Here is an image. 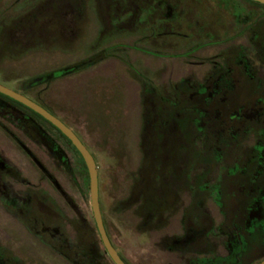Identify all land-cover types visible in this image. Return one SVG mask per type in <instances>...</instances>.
Segmentation results:
<instances>
[{"label":"rangeland","instance_id":"rangeland-1","mask_svg":"<svg viewBox=\"0 0 264 264\" xmlns=\"http://www.w3.org/2000/svg\"><path fill=\"white\" fill-rule=\"evenodd\" d=\"M172 3L181 9L183 0ZM98 5L127 11L98 16L95 0H0V83L55 114L90 150L105 229L123 258L130 264H187L186 256L192 253L161 245L158 233L139 224L140 218L131 209L120 210L117 200L127 190L132 164L124 160L135 150L140 76L164 89L169 78L184 73L189 57H201L217 47L206 46L186 55L195 39L187 43L183 37L182 15L170 22L178 32L164 36L163 29L156 40L151 36L150 19L134 16L133 7H125L130 2L101 0ZM251 7L264 11V5ZM222 18L218 28L222 35L236 29L232 17ZM110 19L114 21L111 25ZM104 26L111 32L102 34ZM54 33L60 38L49 41ZM99 48L108 57L24 86L25 80L45 77ZM0 101V164L9 168L0 174V264H114L94 227L87 174L78 154L48 123L17 103L4 102L1 97ZM21 114L30 122L36 120L57 140L68 156V166L56 160L42 139L31 136ZM21 147L40 160L49 176L41 173Z\"/></svg>","mask_w":264,"mask_h":264},{"label":"flooded vegetation","instance_id":"flooded-vegetation-1","mask_svg":"<svg viewBox=\"0 0 264 264\" xmlns=\"http://www.w3.org/2000/svg\"><path fill=\"white\" fill-rule=\"evenodd\" d=\"M254 4L264 5L254 0H183L176 10L172 0H149L130 10L134 16H152L151 36L156 40L163 29L164 36L178 32L170 22L182 15L183 37L187 43L195 39L186 55L217 47L189 57L184 73L170 76L164 89L140 76L135 150L124 160L132 164L127 190L117 200L120 210L131 209L139 224L158 233L161 245L192 253L186 256L187 264H257L264 259V11L256 12ZM122 11L110 6L98 10L102 17ZM223 15L236 25L225 35L218 31ZM110 29L104 26L101 33ZM104 51L99 48L89 58L108 57ZM0 97L48 123L78 154L86 171L79 151L57 127L8 95L0 92ZM21 117L27 119L25 114ZM25 124L33 138L42 139L56 160L68 166L66 152L47 130L36 120ZM23 152L49 176L32 152ZM8 171L0 164V174ZM101 219L105 229L102 214Z\"/></svg>","mask_w":264,"mask_h":264},{"label":"water","instance_id":"water-1","mask_svg":"<svg viewBox=\"0 0 264 264\" xmlns=\"http://www.w3.org/2000/svg\"><path fill=\"white\" fill-rule=\"evenodd\" d=\"M256 2L264 4V0H254ZM0 92L8 95L9 97L21 102L22 104L26 105L27 107L31 108L50 123H52L55 127H57L75 146V148L79 151L85 167L87 171L88 177V191H89V203L91 207L92 217L94 220V224L96 230L98 232L100 241L103 245V248L109 258L112 260L114 264H126L124 260L120 257L112 243L110 242L103 223L101 219V213L98 204V192H97V171L94 159L90 152L87 150L85 145L81 142V140L77 137V135L58 117L54 114L47 111L44 107L39 105L38 103L31 100L26 95L22 94L19 91H16L12 88H9L0 83ZM257 264H264V259L258 262Z\"/></svg>","mask_w":264,"mask_h":264},{"label":"trees","instance_id":"trees-1","mask_svg":"<svg viewBox=\"0 0 264 264\" xmlns=\"http://www.w3.org/2000/svg\"><path fill=\"white\" fill-rule=\"evenodd\" d=\"M96 1V4H97V6H96V11H97V15L98 16H100V13L98 12V10L101 8V6L100 5H98V2H99V4H100V1L101 0H95ZM109 1H113V0H109ZM120 1H123V3H128L129 4V2L131 3V5H129V6H127V5H125V7H129L130 9L133 7V9L138 5V7H139V4H141V3H145V2H147V1H149V0H120ZM105 3H106V0H105ZM149 4V3H148ZM50 6V8L53 10L54 9V5H49ZM45 8H47V7H43V10H45L46 11V9ZM140 8V7H139ZM144 8H149V6H144ZM48 9V8H47ZM51 9L49 10L48 9V11H51ZM55 10V9H54ZM44 11V12H45ZM54 12V11H53ZM47 16H50V14L49 15H47ZM150 19V21H151V19H152V16L151 15H148V14H146L145 15V19ZM48 21H51V20H48ZM147 24L149 25V27H150V23H148L147 22ZM146 24V25H147ZM60 38V35H56L55 33L54 34H52L51 36H49L48 37V40L50 41H53V40H58ZM46 39H47V36H46ZM104 49L102 48V50L101 51H103ZM101 57H103V54H101V56L100 57H98V58H95V59H90L89 58V56L88 57H86V58H83V59H81V60H79V61H75V62H73V63H69V64H66V65H63V66H60L59 68H56V69H54V70H58L57 72H55V73H51L52 71H54V70H51V71H49V72H47L46 73V76H45V78H43L41 81H43V80H51V79H54V78H56V77H59V76H62V75H66V74H69V73H72V72H75V71H77V70H80V69H82V68H84V67H87V66H89L90 64H92L93 62H95V61H97L98 59H100ZM26 81H31L32 83L34 82V79H27V80H25L24 82H26ZM104 250V249H103Z\"/></svg>","mask_w":264,"mask_h":264}]
</instances>
